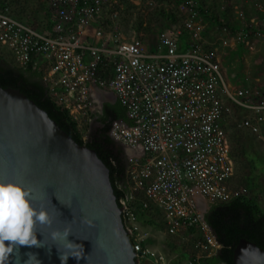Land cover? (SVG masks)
Masks as SVG:
<instances>
[{"label": "built area", "instance_id": "2783aa9c", "mask_svg": "<svg viewBox=\"0 0 264 264\" xmlns=\"http://www.w3.org/2000/svg\"><path fill=\"white\" fill-rule=\"evenodd\" d=\"M39 1V27L10 7L0 11V47L19 66L44 72L50 97L80 132L101 114L94 88L126 109L127 121H114L110 136L127 154L129 191L120 207L139 264L178 262V254L149 245L154 235L194 238L187 264L216 255L223 245L201 199L208 206L249 197L232 186L236 162L227 119L243 112L239 126L264 143V78L245 76L233 86L224 59L238 47H264V8L257 4L249 17L236 7L233 20L226 12L216 19L198 0H183L180 20L147 44L124 33L109 0ZM151 207L160 211L162 226L141 223Z\"/></svg>", "mask_w": 264, "mask_h": 264}, {"label": "water", "instance_id": "95a60500", "mask_svg": "<svg viewBox=\"0 0 264 264\" xmlns=\"http://www.w3.org/2000/svg\"><path fill=\"white\" fill-rule=\"evenodd\" d=\"M0 181L30 189L33 206L52 221L35 225L42 247L21 246L9 264H23L29 252L37 254L40 264H61L57 248L63 251L64 241L53 240L51 234L65 228L85 252L79 261L70 257L68 264H139L110 170L97 152L78 144L19 89L1 85ZM234 263L264 264V249L242 239Z\"/></svg>", "mask_w": 264, "mask_h": 264}, {"label": "trees", "instance_id": "16d2710c", "mask_svg": "<svg viewBox=\"0 0 264 264\" xmlns=\"http://www.w3.org/2000/svg\"><path fill=\"white\" fill-rule=\"evenodd\" d=\"M14 6L16 9L12 10L13 15L18 19L29 21L27 0H0V11L6 7L12 9ZM161 16L167 20L174 18L175 22L178 21L176 15L170 10H161ZM0 85L4 88L19 89L45 110L78 144L95 150L110 170L111 182L118 204L121 206L120 201L128 197L129 191L128 159L124 146L111 138L110 131L114 121H127V112L122 104L119 101L114 104H105L103 111L96 119L97 127L90 129L88 138L85 140L69 113L60 108L50 97L44 82V72L37 71L32 66L26 68L19 66L11 53L1 47ZM205 219L213 228L223 248L216 255L201 260L200 264H235L234 250L242 239L256 243L264 249V210L255 199L243 197L229 203H212L205 214ZM141 220L144 224L153 227L163 225L161 213L155 207H151L148 212H142Z\"/></svg>", "mask_w": 264, "mask_h": 264}, {"label": "rangeland", "instance_id": "374dc122", "mask_svg": "<svg viewBox=\"0 0 264 264\" xmlns=\"http://www.w3.org/2000/svg\"><path fill=\"white\" fill-rule=\"evenodd\" d=\"M182 1L109 0L108 9L111 8L119 13L124 33L127 35H135L143 39L147 44H153L156 42L161 30L167 26L175 25V19L167 20L163 18L161 16V10H170L176 15L177 20H180L179 7ZM198 1L204 7L208 8L213 18L216 19L220 16L224 18V12H226L227 17L225 18L233 20L236 7L243 8L249 17L256 16L257 11L255 10V6L257 4L264 8V0ZM27 2L29 8L27 19L39 27L38 9L41 1L27 0ZM15 9L16 6L12 7V10ZM224 64L233 86L240 85L238 81L245 76L262 79L264 78V47L259 46L258 52L244 47L235 48L227 53ZM102 104L103 102L99 103L98 108ZM242 117H244L243 112L236 109L235 113L227 119V130L231 138L236 162L232 186L239 189H247L249 191V197L255 199L262 210H264V143L249 130L239 126ZM92 127H97L96 121H93L92 125L86 131L82 132L85 140H87ZM141 223L144 224L142 220ZM193 243L194 238L189 235H182L176 238L158 237L154 235L149 245L167 256L178 254L179 259L178 262L176 261V264H187V258H189V254L187 253L193 252ZM146 263L152 264L151 262Z\"/></svg>", "mask_w": 264, "mask_h": 264}, {"label": "clouds", "instance_id": "9594fccd", "mask_svg": "<svg viewBox=\"0 0 264 264\" xmlns=\"http://www.w3.org/2000/svg\"><path fill=\"white\" fill-rule=\"evenodd\" d=\"M37 223L51 225L52 221L46 211L33 206L31 190L14 181H0V264H9L21 246L42 247L35 232ZM71 234L68 228L51 234L53 240L64 241V250L57 248L61 264H68L70 257L79 261L85 256L83 246L69 239ZM26 255L23 264H40L37 254Z\"/></svg>", "mask_w": 264, "mask_h": 264}, {"label": "crops", "instance_id": "0c3cea01", "mask_svg": "<svg viewBox=\"0 0 264 264\" xmlns=\"http://www.w3.org/2000/svg\"><path fill=\"white\" fill-rule=\"evenodd\" d=\"M93 91H94V94H95L98 102L99 103L103 102V104L100 105L101 109L103 108V106L105 104H107V103L114 104L117 101L115 96L112 93H110L108 91H103L99 87L94 88ZM101 112H102V110H101ZM201 202L204 203V204H202L204 207L205 206L210 207V204H208V206L206 205V203H207L206 201L201 199ZM206 207H205V209H206Z\"/></svg>", "mask_w": 264, "mask_h": 264}, {"label": "flooded vegetation", "instance_id": "af4514ba", "mask_svg": "<svg viewBox=\"0 0 264 264\" xmlns=\"http://www.w3.org/2000/svg\"><path fill=\"white\" fill-rule=\"evenodd\" d=\"M103 109H104V106H103V108H102V111H103Z\"/></svg>", "mask_w": 264, "mask_h": 264}]
</instances>
